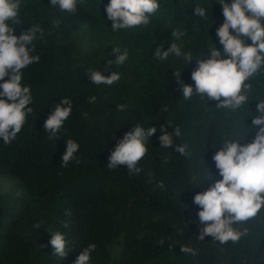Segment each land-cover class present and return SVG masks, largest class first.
<instances>
[{
	"label": "trees",
	"instance_id": "16d2710c",
	"mask_svg": "<svg viewBox=\"0 0 264 264\" xmlns=\"http://www.w3.org/2000/svg\"><path fill=\"white\" fill-rule=\"evenodd\" d=\"M158 2L147 26L114 32L106 15L109 0H78L74 14L52 8L50 0H22V22L14 34L33 24L44 34L34 41L32 54L39 62L23 70L33 112L11 144L0 140V264H74L92 243L90 264H264V208L233 225L245 235L221 245L211 236L199 239L204 225L193 203L197 193L222 179L212 157L224 147L223 139L251 123L255 98H264V69L248 81L249 107L237 112L217 108L206 94L185 101L172 73L181 71L195 90L191 73L197 61L208 58L210 45L223 53L216 36L224 22L222 7L217 0ZM197 5L206 9L207 19L195 16ZM176 29L185 33L179 41L171 36ZM172 42L192 53L188 66L180 57H153L157 47L167 50ZM114 48L127 49L129 59L102 74L119 72L120 81L91 84L88 70L115 61ZM90 96L95 103H88ZM62 97L72 100V114L58 138L49 140L43 125ZM120 104L124 111L117 110ZM168 121V130L179 126L182 135L164 149L161 133L153 134L139 174H129L124 165L108 168L109 155L126 132L137 124L159 130ZM254 136L255 130L241 143ZM67 139L79 144L80 162L65 167ZM184 143L187 156L175 151ZM56 231L66 235V257L54 255L50 239ZM183 245L196 254H185Z\"/></svg>",
	"mask_w": 264,
	"mask_h": 264
},
{
	"label": "clouds",
	"instance_id": "9594fccd",
	"mask_svg": "<svg viewBox=\"0 0 264 264\" xmlns=\"http://www.w3.org/2000/svg\"><path fill=\"white\" fill-rule=\"evenodd\" d=\"M217 2L222 7L224 17V22L216 29L223 53L216 46L210 45L208 58L197 61L198 66L191 73L195 90L181 79V71L172 75L180 85L185 101L191 100L193 96L203 98L206 94L209 101L218 102L217 108L237 112L242 107H249L253 99H250L252 86L248 81L264 69V0ZM50 6L54 9L58 6L61 12L74 14L78 0H50ZM159 8L158 0H109L106 15L107 20L111 21V29L116 32L147 26L150 17ZM21 9L22 0H0V140L5 145L17 138L27 117L33 112L30 107L33 103L31 88L22 84L23 70L39 62L40 56L32 54L36 51L34 41L38 39V34L41 37L44 34L39 24L31 25L19 36L14 34L15 26L22 22ZM194 14L207 19L203 6L197 5ZM184 35L178 29L171 32L175 41L181 40ZM248 40L251 41L250 44L247 43ZM162 49L157 47L153 57L159 60H167L170 55L180 57L187 66L193 60L192 53L183 52L182 46L176 42L170 43L167 50ZM112 51L117 54L115 61H108L103 70H88L91 84L112 86L120 81L119 72L111 71L107 76L102 73L110 71L112 64L123 65L129 59V53L127 49L121 51L120 48ZM255 101H258L255 113L248 115L252 116L251 123L235 131L233 138L223 139L224 147L212 157L222 179L193 198V203L200 209L197 213L199 222L204 225L199 234L201 240L205 236H211L221 245L238 241L246 231H238L233 225L247 222L264 208V98L256 97ZM95 102V96L88 98V103ZM116 108L124 111L126 105L120 104ZM72 110V100L67 97H62L61 102L54 105V111L43 125L49 140L58 138V133ZM83 115L86 117L87 113ZM170 127L171 121L162 124L159 130L155 126L145 128L140 124L135 125L124 134L109 155L108 168L116 169L124 165L129 174H139L141 168L138 165L148 152L147 142L153 134L157 131L161 133L158 139L160 147L164 149L173 146L175 139L182 135L179 126L172 128V131L168 130ZM253 130L255 136L247 144H242L244 137ZM66 145L62 166L66 167L74 160L79 163L76 155L79 144L67 139ZM188 148L186 143L175 145V151L181 156L189 154ZM63 227L68 228V223L65 222ZM50 244L55 256L68 255V241L64 233L53 232ZM95 250L94 243L88 244L74 264H90L91 254ZM181 250L185 254H196V250L188 245H183Z\"/></svg>",
	"mask_w": 264,
	"mask_h": 264
}]
</instances>
